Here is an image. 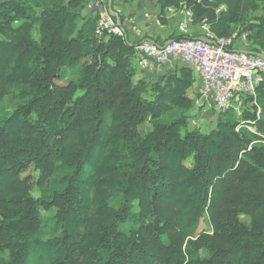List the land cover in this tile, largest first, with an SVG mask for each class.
I'll list each match as a JSON object with an SVG mask.
<instances>
[{
    "label": "trees",
    "instance_id": "obj_1",
    "mask_svg": "<svg viewBox=\"0 0 264 264\" xmlns=\"http://www.w3.org/2000/svg\"><path fill=\"white\" fill-rule=\"evenodd\" d=\"M86 1L0 0V264H264V76L240 114L189 129L192 70L136 77L141 40L99 34ZM182 2L264 55V0L158 16Z\"/></svg>",
    "mask_w": 264,
    "mask_h": 264
},
{
    "label": "built area",
    "instance_id": "obj_2",
    "mask_svg": "<svg viewBox=\"0 0 264 264\" xmlns=\"http://www.w3.org/2000/svg\"><path fill=\"white\" fill-rule=\"evenodd\" d=\"M191 1L202 3L205 0ZM107 4L108 0H87L85 11L97 15L99 34L122 35V24L113 18ZM223 8L225 6L220 5L216 11ZM164 11L179 16L177 27L180 35L161 43L141 40L135 48L136 70L161 76L183 64L195 71L201 81L196 100L199 107L210 105L217 113L232 109L240 114L244 97H255L256 86L264 76V56L244 52L247 46L245 33L236 30L231 37H218L210 31L206 20L199 24L202 36H188L194 21L192 7L187 2H182L178 8L167 7ZM133 30L139 33L135 26ZM236 39H239L241 49L233 47Z\"/></svg>",
    "mask_w": 264,
    "mask_h": 264
},
{
    "label": "crops",
    "instance_id": "obj_3",
    "mask_svg": "<svg viewBox=\"0 0 264 264\" xmlns=\"http://www.w3.org/2000/svg\"><path fill=\"white\" fill-rule=\"evenodd\" d=\"M112 8L114 11L120 14L121 20H118L121 22L125 34L131 41L147 39L161 43L169 39L171 36L180 35L177 27L179 16L172 15L167 12H164L161 16H158L159 7L156 3V0H138V7L124 14L120 11L122 6L120 5L119 0L116 1L114 7L112 5ZM81 14L84 15L87 13L84 11V13ZM158 17L162 18L161 22ZM134 26L139 29V33H136L133 30ZM187 34L188 36L198 37L202 36L203 33L199 27V24L194 23L190 26ZM181 65L183 64H178L176 68ZM176 68L173 71H175ZM169 72L170 71H168L167 73ZM192 72L195 79H197L198 81V85L196 87L199 88L201 85V81L198 77V74L195 71ZM141 75L142 74L140 72H137L136 77H140ZM161 76L157 74L151 75V77L155 79H159ZM188 96L190 98L193 97V95Z\"/></svg>",
    "mask_w": 264,
    "mask_h": 264
},
{
    "label": "rangeland",
    "instance_id": "obj_4",
    "mask_svg": "<svg viewBox=\"0 0 264 264\" xmlns=\"http://www.w3.org/2000/svg\"><path fill=\"white\" fill-rule=\"evenodd\" d=\"M117 1V0H116ZM116 1H113V7L114 4L116 3ZM120 5L122 6V8L120 9V11L124 14L129 12L130 10H134L138 7V0H119ZM84 13V10L83 12ZM172 14V13H171ZM158 19L161 22L160 17H158ZM33 36L35 39L38 38V34H37V29L35 28V30L33 31ZM233 47L235 49H241L242 46L240 45V41L239 39L234 40L233 42ZM241 47V48H240ZM134 65L135 64V59L133 62ZM198 85V81L197 79H195L193 85L187 90L188 95H193L192 99H193V104H192V108L188 111V128L189 129H193V128H198L200 129L202 132H208L211 129L215 128L216 125V120H217V111L210 105H204V106H198L196 104V100L199 97V88L196 87ZM179 114V111L177 110H173L170 114H168L167 116L164 117V121L168 122L171 119L177 117ZM192 121H194V123H192ZM150 128V125L145 123L143 125H141L139 127V130L141 133H144L147 129ZM44 218L46 219L48 225L51 228L54 229H58V224L55 220V217H53L54 215V211L53 209L50 210L49 212H43ZM241 220L243 221H247V219L244 216H240ZM122 229L124 231H127L128 229V223L123 224L122 225Z\"/></svg>",
    "mask_w": 264,
    "mask_h": 264
},
{
    "label": "water",
    "instance_id": "obj_5",
    "mask_svg": "<svg viewBox=\"0 0 264 264\" xmlns=\"http://www.w3.org/2000/svg\"><path fill=\"white\" fill-rule=\"evenodd\" d=\"M108 10L109 12H111L113 15L117 16V12L113 10L112 8V0H108V4H107ZM116 21L119 23L120 21L118 20V18L116 19ZM244 52H247L246 50ZM260 56H264L263 54H258Z\"/></svg>",
    "mask_w": 264,
    "mask_h": 264
}]
</instances>
